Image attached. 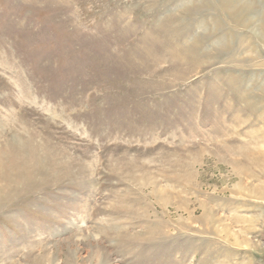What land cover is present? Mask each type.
I'll use <instances>...</instances> for the list:
<instances>
[{
  "label": "rangeland",
  "instance_id": "obj_1",
  "mask_svg": "<svg viewBox=\"0 0 264 264\" xmlns=\"http://www.w3.org/2000/svg\"><path fill=\"white\" fill-rule=\"evenodd\" d=\"M0 264H264V0H0Z\"/></svg>",
  "mask_w": 264,
  "mask_h": 264
}]
</instances>
